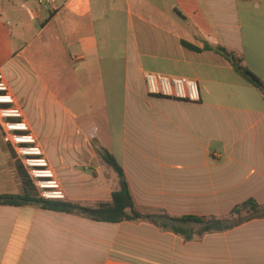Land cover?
<instances>
[{
  "label": "crops",
  "instance_id": "obj_1",
  "mask_svg": "<svg viewBox=\"0 0 264 264\" xmlns=\"http://www.w3.org/2000/svg\"><path fill=\"white\" fill-rule=\"evenodd\" d=\"M218 46L264 82V0H0V72L66 202L111 201L103 147L141 212L223 218L264 205V97ZM144 72L196 80L201 99L150 96ZM24 177L36 192L0 130V194L23 195ZM200 229L187 241L146 221L0 205V264H264V218Z\"/></svg>",
  "mask_w": 264,
  "mask_h": 264
},
{
  "label": "trees",
  "instance_id": "obj_2",
  "mask_svg": "<svg viewBox=\"0 0 264 264\" xmlns=\"http://www.w3.org/2000/svg\"><path fill=\"white\" fill-rule=\"evenodd\" d=\"M206 49H211L205 46ZM191 48V47H190ZM193 48V47H192ZM195 49V48H194ZM224 57L233 69L248 83L255 87L264 97V82L249 70L244 64L243 57L232 50L218 46L214 49ZM102 160L115 172L118 180V188L111 194V201L97 206H85L79 203H71L58 200H46L39 197L28 186L24 177V194H0V205L3 206H33L43 210L74 214L94 221L119 223L122 221H146L163 231H170L191 240L194 235L193 225L200 226V233L224 231L238 226L255 218H264V205L258 204L253 199H248L235 205L229 215L223 218L199 217L195 215L170 216L166 213H144L135 207L123 167L116 158L103 147H95ZM29 187V190H28ZM31 189V190H30Z\"/></svg>",
  "mask_w": 264,
  "mask_h": 264
},
{
  "label": "built area",
  "instance_id": "obj_3",
  "mask_svg": "<svg viewBox=\"0 0 264 264\" xmlns=\"http://www.w3.org/2000/svg\"><path fill=\"white\" fill-rule=\"evenodd\" d=\"M143 78L146 92L150 96L188 102H199L201 99L196 80L152 72H144ZM0 130L3 142L10 145L15 152L31 179L37 195L46 200L64 201L66 194L63 186L1 72Z\"/></svg>",
  "mask_w": 264,
  "mask_h": 264
},
{
  "label": "rangeland",
  "instance_id": "obj_4",
  "mask_svg": "<svg viewBox=\"0 0 264 264\" xmlns=\"http://www.w3.org/2000/svg\"><path fill=\"white\" fill-rule=\"evenodd\" d=\"M112 126L114 127V132H112V136H113V140H115V141H117L118 139H117V137H119L120 136V125L118 124V123H115V124H112ZM97 128H99V134H100V137L102 138V139H105L106 141H107V139L109 138L108 137V134H109V132H108V130L106 129V124H100V123H97L96 124V129ZM52 141V140H51ZM89 141V143H90V145L91 146H96L97 144L93 141V140H91V139H89L88 140ZM78 143V142H77ZM79 144H80V142H79ZM83 144L85 145V146H87L88 145V143H87V141H83ZM118 148V141H117V145H116V143L115 144H113V150L115 151V153H116V149ZM48 151H49V153L50 154H52L53 153V146L49 143V145H48ZM36 190V189H35ZM36 193H37V191H36Z\"/></svg>",
  "mask_w": 264,
  "mask_h": 264
}]
</instances>
